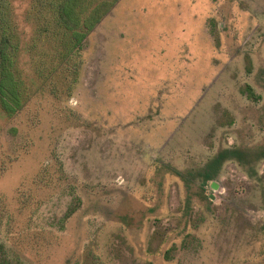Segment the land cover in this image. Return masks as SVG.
Masks as SVG:
<instances>
[{
  "label": "rangeland",
  "instance_id": "rangeland-1",
  "mask_svg": "<svg viewBox=\"0 0 264 264\" xmlns=\"http://www.w3.org/2000/svg\"><path fill=\"white\" fill-rule=\"evenodd\" d=\"M11 3L32 94L0 110V264H264V0H116L69 95Z\"/></svg>",
  "mask_w": 264,
  "mask_h": 264
},
{
  "label": "trees",
  "instance_id": "trees-1",
  "mask_svg": "<svg viewBox=\"0 0 264 264\" xmlns=\"http://www.w3.org/2000/svg\"><path fill=\"white\" fill-rule=\"evenodd\" d=\"M116 0H31L28 18L33 32L24 49L30 56L35 77L54 82L62 78L64 84H52L56 94L60 87L67 95L76 82L78 63L74 58L82 41ZM11 0H0V110L11 118L25 106L31 97V86L19 67L22 39L14 19ZM248 96L253 92L246 88ZM243 151L238 147L220 149L201 168V182L207 183L217 175L221 163L232 158L244 164ZM261 156H264L262 153Z\"/></svg>",
  "mask_w": 264,
  "mask_h": 264
}]
</instances>
